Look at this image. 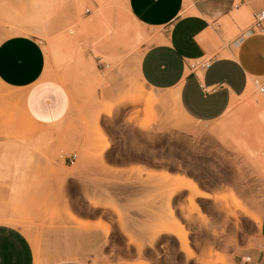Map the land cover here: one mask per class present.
<instances>
[{"label":"rangeland","instance_id":"obj_1","mask_svg":"<svg viewBox=\"0 0 264 264\" xmlns=\"http://www.w3.org/2000/svg\"><path fill=\"white\" fill-rule=\"evenodd\" d=\"M126 5L118 0H0V42L12 35H35L47 56L44 77L61 84L71 100L65 120L46 127L29 117L22 94L0 86V94L16 95L15 99L0 95V172L21 173L30 183L29 202L14 207L19 216L17 226L41 246L45 230L62 224L63 213L68 212L60 204L67 177L83 159L103 163L112 136L119 145L149 153L159 150L156 153L165 164L169 159L179 164L183 176H161L164 187L158 195L164 206L153 212L159 216L155 230L178 239L186 257L197 262L185 261L183 254L175 251L176 243L167 238L164 254L107 253L95 256L93 264H149L147 259L153 264H264L260 236L264 147L257 155L249 143L255 132L264 136V95L251 81L249 101L234 100L229 112L216 122L190 121L176 103L170 104L168 96L140 80L138 64L143 48L158 42L156 34L161 30L150 34L134 21ZM253 14L246 25L238 24L234 33L226 34L219 46L225 47L247 32ZM237 109L241 110L240 127L251 130L247 134L239 131L241 139L229 136L228 141H222L219 125ZM243 135L249 136L248 140ZM73 156L77 161L72 165ZM133 181L140 183L143 178L138 175ZM180 181L197 184L208 196L205 199L215 200L200 201ZM213 182L224 186L219 196L200 187ZM177 193L182 194L180 203L173 206L171 199ZM135 211L142 212V206Z\"/></svg>","mask_w":264,"mask_h":264},{"label":"crops","instance_id":"obj_2","mask_svg":"<svg viewBox=\"0 0 264 264\" xmlns=\"http://www.w3.org/2000/svg\"><path fill=\"white\" fill-rule=\"evenodd\" d=\"M262 5L263 0H190L189 5L186 0H127L133 19L150 34L161 30L156 34L158 42L143 48L140 80L158 93L173 96L170 104L176 103L190 121L220 120L234 100L246 95L251 81H264V29H249L227 46H219L226 34L238 28L235 15L254 12V16ZM228 24L236 28L230 32ZM204 62L206 67H198ZM46 65L45 50L35 35H12L0 42V80L24 96L32 120L49 127L65 120L71 100L61 84L44 77ZM109 141L103 163L83 159L67 177L60 204L68 212L63 213L62 224L45 230L41 246L33 237L32 244L17 226L19 216L14 211L29 202V181L15 171L0 172V264H93L95 256L107 253L164 254L167 238L188 259L178 239L156 233L159 216L153 213L164 206L158 195L164 187L161 176H183L179 164L172 159L165 164L156 153L159 150L121 147L112 136ZM76 161L73 156L71 164ZM138 175L143 181L135 183ZM200 187L213 197L224 189L219 182ZM181 195L172 197L173 206H178ZM138 206L142 212L135 211ZM260 236L264 244V217ZM145 262L153 264L149 259Z\"/></svg>","mask_w":264,"mask_h":264},{"label":"bare ground","instance_id":"obj_3","mask_svg":"<svg viewBox=\"0 0 264 264\" xmlns=\"http://www.w3.org/2000/svg\"><path fill=\"white\" fill-rule=\"evenodd\" d=\"M120 1H125V3H127V0H118V2H120ZM190 4V0H186V5H189ZM130 13V12H129ZM131 15V14H130ZM235 19H236V21L238 22V24H239V26L241 27V24H245V23H247L248 21H249V15H247V14H242V15H235ZM134 21L138 24V25H141V23L139 22V21H137V20H135L134 19ZM246 25V24H245ZM244 26V25H243ZM228 27H229V31H232L233 29H235L236 27H232L231 26V24H228ZM231 28V29H230ZM125 32V31H124ZM123 32V33H124ZM3 86V87H5V88H8L9 89V87L7 86V85H5L1 80H0V86ZM2 87V88H3ZM1 88V89H2ZM11 89V88H10ZM2 90H4V89H2ZM1 90V91H2ZM3 94H0V95H2L3 97H5L6 99H15L16 98V95L14 94V93H12V92H9V93H7V91H5V93L4 92H2ZM253 93V83L252 82H250V84H249V88H248V91H247V93H246V95L243 97V99L245 98L246 100H250V96H251V94ZM174 94V93H173ZM172 94V95H173ZM2 96H1V98H2ZM163 97V96H162ZM169 97H170V95H169ZM173 96H171L170 98H172ZM174 97H175V94H174ZM177 97V96H176ZM264 97V96H263ZM18 98V97H17ZM156 98V97H155ZM4 99V98H3ZM166 99V98H165ZM263 99V98H262ZM148 100H149V98H148ZM164 101V98H160V101H161V103H163V101ZM248 100V101H249ZM169 101V100H168ZM165 103V102H164ZM240 116H241V110H238L237 109V111H236V114L235 115H233V116H231V117H229V118H227V119H225V120H223L221 123H220V125H219V128H218V131L220 132V136H221V140L222 141H228L227 140V137L229 138V136H237V138L239 137V139H241V136H238V134H239V131H243V133H246L247 134V131H250L251 130V127H247V126H244V127H240L241 126V124H240ZM243 126V125H242ZM216 128V129H217ZM249 134V133H248ZM243 136H245V138H246V136L247 135H243ZM251 137H250V139H251V142H249L250 141V139H249V141H247V142H249V143H251V144H253L254 146H255V151H254V154H257V155H259V152L260 151H262L261 149H262V147H264V136L263 135H258L256 132H255V134L254 135H250ZM247 138H249V136L247 137ZM246 138V140H248ZM238 140V139H237ZM240 141V140H239ZM238 141V142H239ZM241 141H243V140H241ZM240 144H244L245 145V147H246V144L245 143H240ZM250 144V145H251ZM249 146V145H248ZM246 148H248V147H246ZM245 148V149H246ZM244 150V149H243ZM248 150V149H247ZM246 150V151H247ZM245 151V152H246ZM249 154V153H248ZM252 156V155H251ZM250 156V157H251ZM262 157V156H261ZM253 158H255V157H253ZM260 158V157H259ZM260 160V159H259ZM260 163V162H259ZM180 182H182V184L185 186L184 188L186 189V190H190V191H193L194 193V197H196V196H198V197H202V198H208V196L206 195V194H204V193H202L200 190H199V187H198V185L197 184H195V183H192V182H187L186 184L185 183H183L184 181H180ZM183 185L181 186V189H182V187H183ZM183 190V189H182ZM233 199H234V201H235V203H236V205L238 206V207H241V203L238 201V199H237V197L235 196V195H233ZM182 239V238H181ZM188 244V241L187 240H185V245H187Z\"/></svg>","mask_w":264,"mask_h":264},{"label":"built area","instance_id":"obj_4","mask_svg":"<svg viewBox=\"0 0 264 264\" xmlns=\"http://www.w3.org/2000/svg\"><path fill=\"white\" fill-rule=\"evenodd\" d=\"M253 23L250 29L252 30H262L264 29V9L258 13H256L253 16ZM208 64L207 62L202 63L200 66L201 68L206 67ZM195 66H193L194 68ZM254 85L256 86V88L258 89V91L263 95L264 94V81L259 80V79H255L254 81ZM250 260V259H248Z\"/></svg>","mask_w":264,"mask_h":264}]
</instances>
